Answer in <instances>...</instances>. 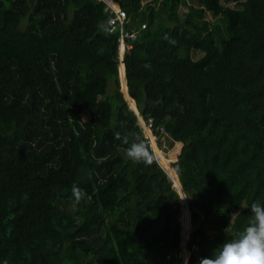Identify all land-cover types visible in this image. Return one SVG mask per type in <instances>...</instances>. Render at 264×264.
<instances>
[{
  "label": "trees",
  "instance_id": "obj_1",
  "mask_svg": "<svg viewBox=\"0 0 264 264\" xmlns=\"http://www.w3.org/2000/svg\"><path fill=\"white\" fill-rule=\"evenodd\" d=\"M113 1L138 30L127 93L156 144L181 142L177 158H152L123 98L103 1L0 0V264H180V195L163 167L187 199L188 264L264 202V0ZM137 135L150 163L125 155Z\"/></svg>",
  "mask_w": 264,
  "mask_h": 264
},
{
  "label": "clouds",
  "instance_id": "obj_2",
  "mask_svg": "<svg viewBox=\"0 0 264 264\" xmlns=\"http://www.w3.org/2000/svg\"><path fill=\"white\" fill-rule=\"evenodd\" d=\"M145 67H147V65H145ZM135 109H137V107ZM135 116L142 126L147 139L149 135H151L156 144L155 135L152 133V117H148L147 121H145L140 116L139 112ZM146 129L150 132L149 135L145 131ZM148 142L150 144V140ZM124 143L127 145L124 151L128 159L137 163L143 162L147 164L151 162L149 160L150 149L148 143L141 136H135L131 142L125 138ZM153 154H155L154 151ZM72 195L74 200L79 202L84 196V192L74 184L72 187ZM245 207L248 208L251 213V219L247 226L242 230L236 231L234 235L224 240L220 246L213 250L211 256L201 258L199 264H264V202L254 201L250 205H245ZM3 264H7V262L5 261Z\"/></svg>",
  "mask_w": 264,
  "mask_h": 264
},
{
  "label": "rangeland",
  "instance_id": "obj_3",
  "mask_svg": "<svg viewBox=\"0 0 264 264\" xmlns=\"http://www.w3.org/2000/svg\"><path fill=\"white\" fill-rule=\"evenodd\" d=\"M148 1H151V0H142L143 3H146ZM221 2L224 5H228V6H231V7L235 6L233 2H225L223 0H221ZM159 5L160 4H158L157 7H159ZM188 6H189L188 3H186V4H183V5H181L179 7V14L181 16H184L185 13H187L189 11V7ZM192 6L195 8V10H193L192 13H191L192 15H196L198 17L207 18L211 22H215V21H219L220 20V17L219 16L212 15L211 12H209L207 10H200V6H199L198 3L193 2L192 3ZM237 7H240V6H237ZM191 55H192V57L194 59H196V58H198L199 56L202 55V52H200V50H198V49H192ZM118 70H119V65H118ZM123 79H124V76H123ZM119 80H120V89H121V86H122V83L121 82H122V80L120 78H119ZM108 85H109V89L111 90L112 87H113L112 82H110V84H108ZM126 93H127V90H126ZM124 96H126L125 93H124ZM124 96H123V98L125 99L126 97H124ZM87 117H88L87 112L86 111H83L82 112V118L83 119H87ZM150 138H151V143H152V144L150 143V146L153 145L155 155L157 154L156 153V149L158 148L160 150V152L163 153L165 155V157H167L169 159V164L172 166V163L176 160L177 155H178V153L180 151L181 142L171 141L168 138V136L165 135L163 137V139L161 140V144L160 145L157 144L158 145L157 146V145H155L153 143V137H150ZM150 138H148V141L150 140ZM151 148H152V146H151ZM152 150H153V148H152ZM155 155H153V157ZM159 165H160V163H159ZM179 195H180V198L182 200V204L180 203V214H179L178 220L180 221V225H182V219H181V217H182V213H183V208H185V211H186V213L188 215L189 226H188L187 231L189 233V231L193 228V225H192L191 220L189 218V214L190 213L188 212L189 211L188 206H187L188 204H186L187 203V199H186V196H185V194L183 192L182 193L180 192ZM184 201H185V203H184ZM182 231H183V228L181 227V232ZM208 231L211 234V236L213 234H215V231H211V230H208ZM180 245H181V248H182V253H181L182 260H181V263L182 264H185V263L188 264L187 263V260H188V257H189V251L184 246V242H183V239H182V235H181Z\"/></svg>",
  "mask_w": 264,
  "mask_h": 264
},
{
  "label": "built area",
  "instance_id": "obj_4",
  "mask_svg": "<svg viewBox=\"0 0 264 264\" xmlns=\"http://www.w3.org/2000/svg\"><path fill=\"white\" fill-rule=\"evenodd\" d=\"M105 3L104 12L107 14L105 23L108 27L109 32L117 31L118 34V65L123 64V55L125 49L131 47L132 42L136 39L138 30L128 29L125 26L128 15L125 9L121 8L117 2H112V0H101ZM112 3H115L116 6ZM145 24H141L140 28H144ZM120 45H122V50H120ZM125 69V67H124ZM187 238V237H186ZM188 263V260H187ZM182 264V263H180ZM186 264V263H185Z\"/></svg>",
  "mask_w": 264,
  "mask_h": 264
},
{
  "label": "water",
  "instance_id": "obj_5",
  "mask_svg": "<svg viewBox=\"0 0 264 264\" xmlns=\"http://www.w3.org/2000/svg\"><path fill=\"white\" fill-rule=\"evenodd\" d=\"M124 63V62H123ZM125 87H126V83H125ZM126 90H127V87H126ZM121 91H122V93L124 94V92H123V90H122V88H121ZM124 96V95H123ZM125 97V96H124ZM125 100L127 101V103H128V105H129V107L134 111V113H135V115H137L138 114V111H137V109H133V107L130 105V100H133L130 96H129V101L125 98ZM135 104V103H134ZM135 108H136V106H135ZM148 134H150V132L146 129L145 130ZM151 137V135L149 136V138ZM150 143H151V138H150ZM153 143L155 144V142H154V140H153ZM152 144V143H151ZM152 146V148H153V151H154V147H153V145H151ZM153 155H155V154H153ZM159 156V155H158ZM153 159H155L157 162H158V158L156 157V155L154 156V157H152ZM159 163V162H158ZM162 167V166H161ZM164 171H165V169H164ZM175 171V170H174ZM166 172V171H165ZM167 173V172H166ZM168 174V173H167ZM168 176L170 177V179L172 180V182H173V187L178 191V193L180 194V192H182L181 191V186H180V190L177 188V186H175V181H177L178 182V184H179V181H178V177H177V174H176V172H175V175L172 177V176H170L169 174H168ZM180 185V184H179ZM180 191V192H179ZM178 201L182 204V200H181V198L179 197V199H178ZM187 204V203H186ZM188 206V205H187ZM189 212V211H188ZM189 218H190V214H189ZM181 227H182V225H181ZM181 235H182V239H183V242H185V239H186V237L188 236V231H185V229L181 232Z\"/></svg>",
  "mask_w": 264,
  "mask_h": 264
},
{
  "label": "bare ground",
  "instance_id": "obj_6",
  "mask_svg": "<svg viewBox=\"0 0 264 264\" xmlns=\"http://www.w3.org/2000/svg\"><path fill=\"white\" fill-rule=\"evenodd\" d=\"M113 2V1H112ZM138 2V1H137ZM112 4H114L115 6H116V4L115 3H112ZM51 15V14H50ZM58 24V23H57ZM43 26V25H42ZM30 29V28H29ZM54 31V30H53ZM72 31V30H71ZM94 36V35H93ZM120 47V50H122V45H120L119 46ZM10 64V63H9ZM123 76H124V66H123V64H120L119 65V78L122 80V86H121V88H122V90H123V92L125 93V97H126V99L129 101V95L126 93V87H125V81H124V79H123ZM137 99V98H136ZM130 105L133 107V109L135 110V105H134V101L133 100H130ZM136 111V110H135ZM164 168V167H163ZM165 169V171L170 175V176H172L171 175V173H170V171H168L166 168H164Z\"/></svg>",
  "mask_w": 264,
  "mask_h": 264
}]
</instances>
